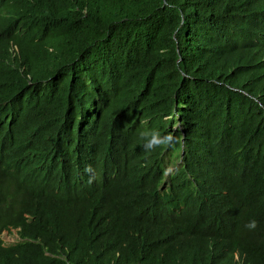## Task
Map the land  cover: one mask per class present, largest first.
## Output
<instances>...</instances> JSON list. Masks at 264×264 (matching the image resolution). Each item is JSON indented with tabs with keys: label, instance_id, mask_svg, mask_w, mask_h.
Segmentation results:
<instances>
[{
	"label": "trees",
	"instance_id": "obj_1",
	"mask_svg": "<svg viewBox=\"0 0 264 264\" xmlns=\"http://www.w3.org/2000/svg\"><path fill=\"white\" fill-rule=\"evenodd\" d=\"M3 10L1 43L19 53L0 61V102L15 95L26 142L74 121L58 100L75 110L111 97L106 122L121 107L142 128L98 161L96 189L58 185L44 147L30 176L0 178V264H264V0H4ZM172 109L185 139L166 178L161 148L143 149L141 134L163 136ZM177 135L166 151L180 158ZM207 161L221 169L214 189ZM177 201L197 213L153 229Z\"/></svg>",
	"mask_w": 264,
	"mask_h": 264
},
{
	"label": "clouds",
	"instance_id": "obj_2",
	"mask_svg": "<svg viewBox=\"0 0 264 264\" xmlns=\"http://www.w3.org/2000/svg\"><path fill=\"white\" fill-rule=\"evenodd\" d=\"M3 4L4 0H0V12L5 15ZM2 32L3 30H0V36ZM5 52H9L12 59L18 56L19 50L12 41L8 40L7 44H2L0 40V61L8 59L7 55L3 58ZM14 102L15 95L12 101L0 102V178H13L20 181L27 174L30 176L38 161L42 159L44 147L56 164L55 179L58 185L68 186L83 179L96 189L102 180L98 161L118 152L121 133L123 140L132 142L138 139L139 130L142 128L140 126L142 120L134 115L124 113L121 107L115 111L116 113L114 112V122L109 125L106 122V106L111 102V97H108L106 101H101V97L96 96L95 101H89L83 108L75 110H72L69 105H65L64 101L58 100L67 108L61 118L70 117L74 121L68 122L48 137L41 138L39 136L36 141L29 143L23 139L17 128L19 116L11 111ZM123 106L135 107V104L129 103ZM180 118L178 111L172 109L162 117V122L171 120L168 126L164 125L166 132L162 134L163 136L158 132L141 134L144 140L141 143L143 149L152 151L158 147L161 148L159 158L160 161L163 158L166 178L180 166L183 156L185 127L180 123ZM175 133H178L177 137L181 142L180 158H177V151H166V147L173 144ZM212 157H214V150ZM170 164L174 166V169L166 173V165ZM207 165L208 186L214 189L221 169L217 163L216 167H212L207 161ZM199 194L196 195L200 197ZM177 202L178 206H171L169 210L162 209L161 213L158 212L155 215L154 218H157L159 225H153V229L162 230L165 226L172 224L171 215L178 216L177 219H180L193 216L198 211L197 207ZM247 226L254 228L256 222L251 221Z\"/></svg>",
	"mask_w": 264,
	"mask_h": 264
},
{
	"label": "rangeland",
	"instance_id": "obj_3",
	"mask_svg": "<svg viewBox=\"0 0 264 264\" xmlns=\"http://www.w3.org/2000/svg\"><path fill=\"white\" fill-rule=\"evenodd\" d=\"M164 125H169V121L163 122ZM167 169H166V173L172 171L174 169V166H172V164L170 165H166ZM2 239L4 241L5 244H9V243H13L16 241L17 236L15 233V230H13L11 233H7V232H3L2 234Z\"/></svg>",
	"mask_w": 264,
	"mask_h": 264
}]
</instances>
